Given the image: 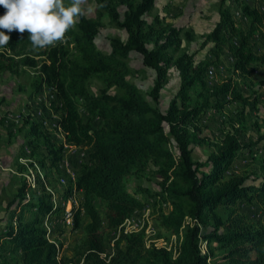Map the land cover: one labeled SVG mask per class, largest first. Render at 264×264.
Wrapping results in <instances>:
<instances>
[{
    "label": "trees",
    "instance_id": "obj_1",
    "mask_svg": "<svg viewBox=\"0 0 264 264\" xmlns=\"http://www.w3.org/2000/svg\"><path fill=\"white\" fill-rule=\"evenodd\" d=\"M94 1L95 17H80L64 42L34 50L27 32L23 36L11 32V40L4 47L7 52L0 53V71L12 73L19 66L37 69L34 89L39 92L50 87L55 92L60 103L57 123L65 142L88 147L85 162L75 168V185L68 181L63 191L65 198L73 195L75 186L81 191V202L73 205L71 216L72 227L82 226L85 236L71 255L61 254L41 224L45 214L59 211L60 206L51 204L43 185L37 199L27 198L30 184L24 179L8 203L7 217L0 218V252L15 255L19 264H264V225L247 221L236 206L237 201L253 200L264 205V163L261 175L252 180L242 173L225 175L238 152L249 145L239 127L227 133L205 161L193 160L192 144H202L205 139L197 125L202 107L191 104L189 95L194 85L205 84L208 67L224 51L231 54L234 75L242 82L262 68L258 83H264V50H254L252 43L253 36L264 38V9L245 0H230L238 4L246 18L245 30L237 24L228 0H219L218 20L202 34L199 47L188 51L181 50V27L166 22L158 13L146 20L155 0ZM0 12L4 14L3 7ZM104 17L127 34L125 39L109 38L108 52L95 43ZM184 34L187 40H194L189 30ZM208 44V56L195 60L197 51ZM67 45L76 55H71ZM132 51L141 54L143 65L155 72L148 91L153 104L126 78ZM171 65L178 71L180 85L163 112L158 101ZM91 78L102 82L99 94L89 91ZM110 89L115 91L111 93ZM212 94L228 96L230 101L254 102L255 98V94L242 96L233 77L218 84ZM43 129L32 123L29 131L44 136L46 156L50 165H55L62 144L54 146ZM258 139H264V124ZM150 163L156 166L160 190L151 192L145 186L129 190L123 178L147 169ZM140 192L170 205L158 226L180 233L176 256L164 247L147 246L142 232L124 233L120 229L144 205L136 194ZM95 199L104 202L103 216ZM27 209H33L31 216H26ZM200 225L210 229L203 233ZM105 229L117 234L111 251ZM201 240L208 247L207 253L201 252Z\"/></svg>",
    "mask_w": 264,
    "mask_h": 264
},
{
    "label": "rangeland",
    "instance_id": "obj_2",
    "mask_svg": "<svg viewBox=\"0 0 264 264\" xmlns=\"http://www.w3.org/2000/svg\"><path fill=\"white\" fill-rule=\"evenodd\" d=\"M245 2L261 6V9H264V0H245ZM65 3L67 4L68 0H65ZM156 3L159 4V7H154L150 14L145 16L146 20L150 21L152 14L158 13L166 22L181 27L183 29L181 50H196L202 39V33L210 30L218 15L219 0H156ZM227 4L232 9L237 24L246 30V20H241L240 15L235 12L237 9L239 10L238 4L230 0L227 1ZM85 7L91 9L90 12H86L85 16L94 18L95 1L87 0ZM118 9L122 18L124 7L121 6ZM0 15H2L1 12ZM103 21L104 24L99 29L95 43L99 49L108 52L110 49L109 38L116 36L125 39L127 34L123 28L110 24L107 17H104ZM192 24L195 25L198 32L194 31ZM188 30L194 35L192 41L185 37L184 32ZM252 43L254 50H264V38L253 36ZM208 46L197 51L194 56L195 60L208 56ZM67 47H70L71 55H76V51L70 45ZM4 51L7 52L4 47H0V53ZM127 63L130 73L126 78L133 82L143 97L153 104L148 91L153 85L154 70L143 65L142 56L136 51L130 52ZM36 76L37 69L27 66H19L12 73L7 70L0 71V218L7 217L8 203L14 198L24 179L30 184L26 193L27 198L37 199L42 194L41 185H43V191L50 194L51 204L60 206V210L45 214L42 217V227L46 230V237L58 246L61 254L71 255L84 238L85 232L82 226L73 228L71 225H67L73 224V221L72 216L68 215L66 210L70 204L69 196L65 198L63 191L73 175L65 173L63 156H67L73 167L77 168L82 162H85L84 158L87 155L88 147L75 146L65 142L61 128L57 123L60 113L56 100L52 99L54 91L52 92L50 87H46L36 92L34 89ZM261 76L258 69L242 82L234 75L229 52L224 51L216 63L208 67L204 78L205 84H196L190 89L191 104L202 107L197 125L200 136L205 139L202 144H192L193 160L205 161L209 154L215 151L216 145L222 141L223 137L227 133L234 132V128L239 127L245 143L249 145L238 152L225 175L242 173L247 175L250 180L261 175L260 166L264 163V139H258L263 132L264 124V83H258ZM229 77H233L237 91L242 96L255 94L254 102L251 100L248 102L230 101L228 96L223 98L213 95L214 88ZM179 85L178 71L171 65L168 69V81L160 91L158 107L161 111H166L169 101L176 94ZM102 87V82L97 78L89 79L88 89L91 93L99 94ZM114 91V89H110L111 93ZM219 103H221L220 106L217 105ZM80 110L83 117L87 118L85 110L82 107ZM32 123H38L42 129L44 128L43 130L47 132V140H50L54 146L62 144L60 159L55 165H50L49 157L46 156L44 136L29 131ZM165 129L168 131L167 126ZM169 146L176 150L172 144ZM42 162L43 164H41ZM159 180L156 166L153 163H150L147 169L123 178V182L132 192H134V188L143 186L151 192H158L160 190ZM136 194L145 203L124 221L120 229L124 233L142 232L147 246L164 247L170 250L173 257L176 256L180 244V233L158 226L161 216L168 214L170 205L165 201H156L154 197L148 198V193L145 192ZM70 198H75L79 203V197L75 196V192ZM95 204L103 216L104 202L95 199ZM236 206L247 221L255 225H264L263 203L256 200H253L252 203L237 201ZM32 214L33 209L26 210V216ZM51 220H55L53 225H51ZM84 221L85 217L82 218V224ZM0 226L2 227L3 223ZM200 226L203 233L210 229L208 226ZM105 235L109 251H111L117 234L105 229ZM200 249L202 253L208 252V247L203 240L200 242ZM216 253L217 251H214V254ZM0 264L19 263L15 255L0 252Z\"/></svg>",
    "mask_w": 264,
    "mask_h": 264
},
{
    "label": "clouds",
    "instance_id": "obj_3",
    "mask_svg": "<svg viewBox=\"0 0 264 264\" xmlns=\"http://www.w3.org/2000/svg\"><path fill=\"white\" fill-rule=\"evenodd\" d=\"M87 0H0L4 14L0 15V47L11 40L8 33L21 36L28 33L34 50L56 46L65 41L68 31L90 8ZM102 7V5H101Z\"/></svg>",
    "mask_w": 264,
    "mask_h": 264
},
{
    "label": "built area",
    "instance_id": "obj_4",
    "mask_svg": "<svg viewBox=\"0 0 264 264\" xmlns=\"http://www.w3.org/2000/svg\"><path fill=\"white\" fill-rule=\"evenodd\" d=\"M51 91L53 92L52 88H51ZM52 99L56 100L57 105L60 106V103L57 101L54 92H53V98ZM59 113H60V109H59ZM28 149H29V153H30V148L28 147ZM79 156H80V153H79ZM63 169L65 170V173H72L73 178H74V185H75V173H76V170L73 167V165L71 164V162L68 160L67 156L66 157L63 156ZM75 196L79 197V202H81V199H82L81 191L79 189H77L76 186H75ZM64 213H65V209H64ZM64 213H63V215H64ZM54 221L55 220H51V225L54 224L53 223ZM67 225L73 226V224H67Z\"/></svg>",
    "mask_w": 264,
    "mask_h": 264
},
{
    "label": "crops",
    "instance_id": "obj_5",
    "mask_svg": "<svg viewBox=\"0 0 264 264\" xmlns=\"http://www.w3.org/2000/svg\"><path fill=\"white\" fill-rule=\"evenodd\" d=\"M155 7L157 8V7H159V4L158 3H156V0H155ZM238 15H240V19H242V20H246V18L244 17V16H242L241 15V12H240V9L238 10H236L235 11ZM161 17V16H160ZM218 20V15L215 17V22ZM215 22H214V24H215ZM214 24H213V26H214ZM192 26H193V29H194V31L195 32H198V30L196 29V27H195V25L194 24H192ZM213 26L210 28V30L213 28ZM209 30V31H210ZM209 31H206V32H209ZM206 32H204V33H206ZM263 32H264V26H263ZM204 33H202V34H204ZM258 37V36H257ZM202 40V39H201ZM209 46L211 45V44H208ZM208 46V47H209ZM206 47V46H205ZM204 48V47H203ZM208 50V49H207ZM229 58H231L232 59V56H231V54L229 53ZM259 70H260V73H261V75L263 74V69L262 68H258ZM257 69V70H258ZM257 70L255 71V72H257ZM162 90V89H161ZM71 180H73L74 181V178H73V176H71Z\"/></svg>",
    "mask_w": 264,
    "mask_h": 264
},
{
    "label": "bare ground",
    "instance_id": "obj_6",
    "mask_svg": "<svg viewBox=\"0 0 264 264\" xmlns=\"http://www.w3.org/2000/svg\"><path fill=\"white\" fill-rule=\"evenodd\" d=\"M61 179H62V178H61ZM62 181H63V180H62ZM69 201H70V204H69V207H68V208L66 207V210H67V214H68V215H71V208H72L73 205L76 204L77 202H76L75 198H70V197H69Z\"/></svg>",
    "mask_w": 264,
    "mask_h": 264
}]
</instances>
